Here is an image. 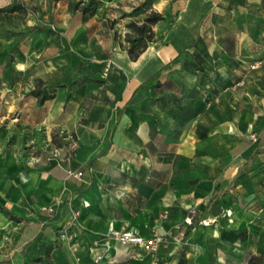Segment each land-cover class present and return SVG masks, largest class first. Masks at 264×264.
I'll list each match as a JSON object with an SVG mask.
<instances>
[{
  "label": "crops",
  "instance_id": "0c3cea01",
  "mask_svg": "<svg viewBox=\"0 0 264 264\" xmlns=\"http://www.w3.org/2000/svg\"><path fill=\"white\" fill-rule=\"evenodd\" d=\"M160 1L158 40L106 69L110 39L73 0H0L26 29L0 32V132L25 143L0 145V264H147L107 248L113 230L163 235L159 264H264V0ZM83 62L98 81L71 89Z\"/></svg>",
  "mask_w": 264,
  "mask_h": 264
},
{
  "label": "rangeland",
  "instance_id": "374dc122",
  "mask_svg": "<svg viewBox=\"0 0 264 264\" xmlns=\"http://www.w3.org/2000/svg\"><path fill=\"white\" fill-rule=\"evenodd\" d=\"M96 1L97 3L95 4L96 8L93 11L94 13L88 15L91 20L88 19L87 23L88 25H92L93 23H95L97 28L96 33H107V37L110 39V52H100L102 54H100L99 63L109 64V61L111 60L121 63L131 61L132 59L128 54V48L130 46L129 41L130 39L136 36V30L132 26V24L141 25L146 17H148L154 12L161 14L160 12L163 11L165 7L162 6L161 1L157 5L153 6V0ZM21 19V16L17 17V15L12 14L11 12H0V29H9L11 25L15 27V25H17L18 21ZM162 24H167V21H162ZM5 25H8V28H4ZM154 28L155 23L150 26L151 41L148 43L149 46H152V42L158 40L156 38ZM164 29L165 28H162V30ZM25 30L26 29H22V32H24ZM94 38L95 36H90V42L91 40L93 41ZM86 40L89 41L88 39ZM167 40L168 39L166 38H162L160 39V43L165 44ZM163 47L164 51H169L170 49L169 52L171 56L176 51L174 43H167ZM96 51H99V48L94 49V54ZM96 54H98V52ZM0 125L5 126L6 124L1 122ZM19 136L7 133L4 134L3 132L1 134L0 132V145H24V135ZM17 141L22 143H18Z\"/></svg>",
  "mask_w": 264,
  "mask_h": 264
},
{
  "label": "trees",
  "instance_id": "16d2710c",
  "mask_svg": "<svg viewBox=\"0 0 264 264\" xmlns=\"http://www.w3.org/2000/svg\"><path fill=\"white\" fill-rule=\"evenodd\" d=\"M96 3H97L96 0H77L72 2V6L73 8L78 10L81 14L90 15L94 13L93 11L96 8L95 6ZM16 8H17L16 5H11L0 8V12L10 13ZM162 19L163 16L161 14L154 12L148 17H146L141 25L132 24V26L136 30V36L130 39L129 41L130 46L128 48V54L132 60H136L139 54L143 50H145L148 43L151 41L150 26ZM0 32L6 34L7 36H18L20 34V32L13 31L10 29H0ZM11 60L12 57L8 53L0 65L1 71L3 72L2 74L3 78H6V73L13 72V69L9 67ZM84 63L85 62L80 63L79 67L73 73H68V72L65 73L64 79L69 82L71 89L75 88L76 86L88 80L98 81L97 79H92L91 77L89 78L87 75H82L81 69ZM189 65L193 68V71L195 73L201 71L202 69V66L199 63L198 58L191 60L189 62ZM102 66L108 69L110 65L107 63V65L103 64ZM7 67H9V69H7ZM49 85L50 84L44 82L42 79H37L34 83V87L29 91V94L37 99L38 105H42L46 100L52 98V94L48 92ZM52 141L54 142V139H52ZM77 173L81 175V172H77ZM195 217H196V211L193 222L195 221ZM74 240L72 241L73 244H74ZM247 264H263V255L262 254L251 255L250 258L248 259Z\"/></svg>",
  "mask_w": 264,
  "mask_h": 264
},
{
  "label": "built area",
  "instance_id": "2783aa9c",
  "mask_svg": "<svg viewBox=\"0 0 264 264\" xmlns=\"http://www.w3.org/2000/svg\"><path fill=\"white\" fill-rule=\"evenodd\" d=\"M258 61H255L249 65V68L253 69L258 66ZM253 141L256 140L255 135L250 136ZM69 174H72L74 176H80L79 173H73L68 171ZM48 211H51L52 209L50 207H46ZM195 215V209L190 210L183 218V223L186 225H191L193 223ZM215 218L209 217V218H204L200 220V223L203 225H211L214 223ZM62 236L67 238L69 241H72L71 235H68L66 231L62 233ZM110 241H113L114 243L123 245V246H132L136 248V252L131 255V258H138L141 255H146L148 258L147 264H158L159 263V250L161 245L164 242V237L163 235L157 233V232H152L151 235L148 237H141L137 235L136 233L130 231V230H113L109 236H107L106 239H103L102 242L106 244V247H109ZM73 247L75 245L73 244ZM102 255L96 256L94 261H98L101 259Z\"/></svg>",
  "mask_w": 264,
  "mask_h": 264
}]
</instances>
